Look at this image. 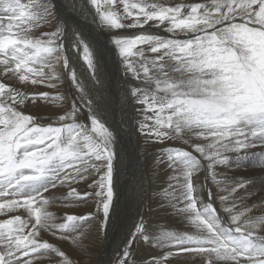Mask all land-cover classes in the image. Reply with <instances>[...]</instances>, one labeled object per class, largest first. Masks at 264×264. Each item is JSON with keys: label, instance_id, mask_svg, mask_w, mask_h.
I'll use <instances>...</instances> for the list:
<instances>
[{"label": "snow or ice", "instance_id": "obj_1", "mask_svg": "<svg viewBox=\"0 0 264 264\" xmlns=\"http://www.w3.org/2000/svg\"><path fill=\"white\" fill-rule=\"evenodd\" d=\"M83 3L111 33L132 81L125 102L137 133L170 170L154 195L186 224L153 229L141 217L115 264H136L137 242L159 249L144 264H172L173 256L264 264V198L254 200L253 180L224 171L264 155V0ZM127 29L138 31L120 34ZM68 31L58 0H0V264H74L45 234L79 248L88 224L99 219L106 230L110 218L116 134L70 61L82 46L94 73L90 46L79 33L69 40ZM66 82L71 100L61 91ZM38 101L59 103L47 121L26 111ZM64 188L53 199L52 190ZM89 199L95 212L67 210ZM58 205L62 215L52 211Z\"/></svg>", "mask_w": 264, "mask_h": 264}, {"label": "bare ground", "instance_id": "obj_2", "mask_svg": "<svg viewBox=\"0 0 264 264\" xmlns=\"http://www.w3.org/2000/svg\"><path fill=\"white\" fill-rule=\"evenodd\" d=\"M76 1L79 3L75 2L74 0H58V3L61 5L62 21L65 22L69 30V40H71L74 33L78 32L81 37L85 41H87L86 43L89 44L90 49L93 53L95 72L93 73L92 70L87 67L86 62L83 60L82 46L79 52H69L70 61L71 64H74L77 67L79 77H81L85 82V89L89 97L93 100L94 109L98 112L102 121L110 128V130H112L116 134L115 151L117 153L116 160L114 161L113 173V190L115 196L110 218L107 222V228L106 230H101L100 225L96 226L95 224H93L91 230L90 228L88 230L89 238L85 240L84 244H86V246H89L90 244H87L90 243V241L95 244L97 237L99 238L98 240H102L101 243L103 244L98 251L100 253L98 264H110L111 257L112 255L114 256L117 251H119V246H121V242L125 237V234L127 236V234L131 231V228H134L135 226L133 221L129 225L124 227L123 221L125 219L123 217L125 216L121 211L123 209L125 210V206L128 207L126 202L132 200L130 208H135V210H137L139 214H144L143 211L146 197L148 196L150 191L149 189L152 187L153 191L154 188L158 191V188L155 187L156 185L157 187H160L158 186L159 184L164 186L165 181H160H163L164 178H167L166 175L170 170H167L162 165H157L156 157L152 159L150 157L149 160L147 159L148 161H144V159L140 157L138 151L140 148V143L142 140L144 141V139L136 131L135 121L133 119L134 114L131 105L125 102L126 90L129 88V82L128 80L124 79L125 73L123 74V66L121 64L120 57L118 56L117 51L112 44V40L110 37L111 33L98 26V24L94 21V17L90 13V10L85 9L83 0ZM64 4H75L76 7H69L67 10H65ZM123 31L126 32V30ZM132 31L137 32L138 30L132 29ZM127 32H130V29H127ZM61 70L62 69L58 71ZM93 75L95 76V79L92 78ZM92 86H94L93 94ZM37 87L40 88L42 86ZM256 151L258 153L261 152L260 149H257ZM263 157L264 155H258L256 158L241 160L238 163L233 161L227 167L232 169L234 166H236L237 168L243 166L249 167L248 172L254 170V172L257 173L258 171L261 174L262 178L259 181L253 180L255 182V192L256 188H260L261 182L264 181V167H262V164H264ZM133 173L136 177H132ZM245 178L249 179L250 177L246 174ZM153 180L155 183L152 182ZM81 187H86V185L83 184L81 185ZM58 190L59 189H57V191ZM55 191L56 190H52V192L54 193ZM59 193L57 194L59 195ZM57 194H55L54 197ZM261 198H264V193H255V201H259V199ZM156 201L157 200H155V202ZM57 207L64 209L59 205ZM53 208L52 211H54ZM80 209H83L82 213L86 210V208H83V206L79 208L69 207L67 210L69 212H74L75 210H78V212H80ZM165 211L169 212L163 214H160L161 212H151L154 215L150 214V223L153 222L155 226H159L160 224L158 223H160V221H165L167 222V225L173 224L175 226H178L179 230L186 229V224L181 220V218L177 217L176 215L172 217L173 212H171V209L165 208ZM90 234L92 235L91 237ZM117 235L119 236L117 237ZM45 238L49 241L59 242L61 244V247L62 245L65 246V244H67V241L65 242L64 240H57L56 238H53L47 234H45ZM92 246L95 247V245ZM65 247L66 249H69L67 246ZM158 252L159 249H154L149 245L138 242L137 249L134 255L136 264H144V260L147 257ZM76 257L78 256H75L74 258ZM187 257L182 259L180 258V260H178L177 262L190 261L193 263V260L190 258V256L189 258ZM172 264L175 263L172 262Z\"/></svg>", "mask_w": 264, "mask_h": 264}, {"label": "rangeland", "instance_id": "obj_3", "mask_svg": "<svg viewBox=\"0 0 264 264\" xmlns=\"http://www.w3.org/2000/svg\"><path fill=\"white\" fill-rule=\"evenodd\" d=\"M75 2H77L76 0H74ZM190 2H191V0H190ZM77 3H79V2H77ZM76 4V3H75ZM65 23V22H64ZM147 27V26H146ZM106 30V29H105ZM152 31H159V30H157V29H151ZM106 31H108V30H106ZM109 32V31H108ZM78 33V32H77ZM134 33H136V32H133L132 31V29H130V32H127V30H126V32L125 31H123V30H121L120 31V34H122V35H133ZM162 33V32H161ZM160 33V34H161ZM162 34H165V33H162ZM110 37H111V35H110ZM84 40V39H83ZM85 41V40H84ZM85 42H87V41H85ZM91 50V49H90ZM117 51V50H116ZM72 66L76 69V71H78V69H77V67L74 65V64H72ZM60 69H62L63 70V68H62V66H58V70H60ZM62 70L61 71H59V72H61V73H63L62 72ZM123 74H124V68H123ZM77 75H78V72H77ZM125 75V74H124ZM78 77H79V75H78ZM81 80H82V78L81 77H79ZM127 78V79H126ZM115 79V78H114ZM124 79L125 80H128V86L130 87V84L132 83V81L130 80V77L129 76H127V75H125V77H124ZM82 82L84 83V85H85V82L82 80ZM10 83H11V81H10ZM68 83L69 82H66L65 83V85H63V86H61V91H64V93H65V95H68L69 96V100H71V97H72V94L74 93V90H72V89H69V87H68ZM29 88H30V90H35V91H48L49 93H51L52 95H55L56 94V89H49V88H46V87H44V86H42V87H40V88H38V87H36V88H34V89H32L30 86H29ZM93 88H94V86H92V94H93ZM85 92H86V89H85ZM87 93V92H86ZM59 107V103L58 102H43V101H38L37 103H35V104H29L28 105V107H27V109H26V111L29 113V114H33V115H37V116H39V117H41L42 118V122L43 121H47L48 120V118H49V116H51L52 115V113L53 112H55L56 111V109ZM53 110V111H52ZM54 118V117H53ZM82 122H84V121H82ZM143 138V137H142ZM144 139V138H143ZM145 145V143H144V141L142 140L141 141V143H140V148H139V151H138V153H139V155H140V157L141 158H143L144 159V161H148L149 160V158L151 157V159L152 158H155L156 157V155H157V153L156 152H158V149L155 147V146H144ZM149 148V149H148ZM264 158V157H263ZM148 159V160H147ZM228 168V167H227ZM147 170V169H146ZM148 171V170H147ZM224 171H226V174L229 176V177H235V178H240V179H242V178H245V175L247 174L250 178L249 179H251V180H260L261 178H262V176H261V174L257 171V173H255L254 172V170L253 171H250V172H248L249 171V167H243V166H240V168H237L236 166H234L232 169L231 168H228V169H225ZM134 173H137V172H134ZM134 173L132 174V177H136L135 175H134ZM166 177H167V175H166ZM163 179V178H162ZM165 181V182H164ZM153 183H155L154 182V180L152 181ZM160 182H164V186H166V183H167V178H164L163 179V181H160ZM81 185H83V182H81V184H79V185H77V188H78V190L79 191H81V192H83L85 189H86V187H81ZM151 186H152V184H151ZM158 186H160V187H157V185L155 186L156 188H158V190L161 188V187H164L163 185H161V184H159ZM211 186V185H210ZM85 188V189H84ZM66 188H64V190H65ZM153 188L151 187L149 190L151 191ZM54 190H56L55 191V193H54V195L55 194H57V193H59V195L57 194L55 197H54V195H53V199L55 198H57V199H59V198H61L62 197V195L63 194H66V192H67V189L65 190V193H64V190L63 189H59L58 191H57V189H54ZM53 190V191H54ZM149 191V194H148V196L146 197V201H145V206H144V211H143V213L144 214H139L138 212H137V210H135V208L134 209H132V208H130L131 207V201L132 200H129V201H127L126 203H127V205H128V207L127 206H125V210L123 209L121 212H122V214L125 216V217H123L125 220L123 221V224H124V227H126L127 225H129L131 222H133L134 221V225H136L139 221L138 220H140V218L141 217H143L144 218V220L145 221H147V222H151V220H150V214H152L153 212L155 213H160V214H163V213H166V212H169V211H165V208H160V202L157 200V198L155 197V195H154V193L157 191L155 188H154V191L152 192H150ZM63 194H62V193ZM255 193H262L261 191H260V188H256V191H255ZM61 194V195H60ZM61 196V197H60ZM114 196H115V193H114ZM153 198V199H151V198ZM155 197V198H154ZM113 200H114V197H113ZM155 200H157L156 202H155ZM260 200V199H259ZM151 202V203H150ZM256 202H259V201H256ZM88 203V204H87ZM87 203H81V204H78V205H70L69 207H77V208H79V207H82L83 206V208H86V210L83 212V213H87L88 211H93V212H95V202L93 201V200H91V199H89L88 200V202ZM152 204V205H151ZM87 205V206H86ZM126 205V204H125ZM112 206H113V203H112ZM155 206V207H154ZM158 206V207H157ZM57 207V206H56ZM53 208V210L57 213V215H62L63 214V211L65 210V209H61L60 207L57 209V208ZM153 207V208H152ZM130 208V209H129ZM151 208V209H150ZM160 208V209H159ZM57 211H56V210ZM111 209H112V207H111ZM81 211L80 212H78V210H75L74 212L75 213H77V214H80V213H82V210L83 209H80ZM154 210V211H153ZM159 210V211H158ZM161 210V211H160ZM164 210V211H163ZM61 211V212H60ZM163 211V212H162ZM58 212H60V213H58ZM152 212V213H151ZM172 212V211H171ZM170 212V213H171ZM82 213V214H83ZM143 215V216H142ZM148 215V216H147ZM152 215H154V214H152ZM175 216V214L173 213L172 214V217H174ZM146 217V218H145ZM149 217V218H148ZM1 218V217H0ZM4 217H2L1 219H3ZM99 219H97V222H96V220L95 221H93V222H91L90 223V226H89V224H88V226H87V229H86V236H85V240L87 239V238H89V232H88V230H89V228H90V230H91V228L93 227V224H95L96 226L98 225H100L99 224V221H98ZM123 220V219H122ZM131 220V221H130ZM135 222H137V223H135ZM151 224V226L155 229L156 227H164V226H167V227H170L172 230H177V231H183L182 229L181 230H179V228H178V226H175V225H173V224H171V225H167V222H165V221H160V223H158V224H160L159 226H155V224L152 222V223H150ZM169 224V223H168ZM92 225V226H91ZM132 226V225H131ZM177 227V228H176ZM176 228V229H175ZM102 230V229H101ZM134 230V228L132 227L131 228V231L127 234V236H126V234H125V237L123 238V240H122V242H121V246H119V251H117L115 254H114V256L112 255V257H111V260H110V264H115V261H116V258H117V256L118 255H120V253H121V251L124 249V246H125V244L127 243V241H128V239H129V237H130V233L132 232ZM118 234H120V233H118ZM92 235L90 234V237H91ZM119 235H117V237H118ZM99 238L97 237L96 238V242H95V244H93L92 243V241H90V243H88L87 245H89V246H86V244H83L81 247H76V246H74L73 244H71V242L70 241H67V244H65V246H67L69 249H66V247L65 246H63L62 245V249L64 250V251H66L69 255H70V257L73 259V262H74V264H98V262H99V259H100V253L98 252L99 251V248L102 246V244L103 243H101L102 242V240L100 241V240H98ZM49 242H53V243H57L59 246H61V244L59 243V242H56V241H49ZM66 242V241H65ZM69 242V243H68ZM138 243V242H137ZM137 243L136 244H134V246H133V248H132V256H133V258H134V255H135V251H136V249H137ZM92 245H95V247L94 246H92ZM99 245V246H98ZM70 246V247H69ZM91 247H93V248H91ZM88 248V249H87ZM95 248H98V249H95ZM93 249V250H92ZM89 250V251H88ZM97 250V251H96ZM74 251H76V252H74ZM94 251H96V252H94ZM74 254V255H73ZM76 254V255H75ZM75 256H78V257H76V258H74ZM96 257V258H95ZM187 256H173L172 258H171V260H172V262H174L175 264H193L192 262H190V261H184V262H177L178 260H180V258L182 259V258H186ZM187 258H189V256L187 257ZM191 258V257H190ZM192 259V258H191ZM92 260V261H91ZM91 261V262H90Z\"/></svg>", "mask_w": 264, "mask_h": 264}]
</instances>
